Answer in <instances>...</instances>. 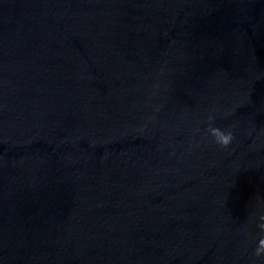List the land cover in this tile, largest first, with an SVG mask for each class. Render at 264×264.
<instances>
[{"label": "water", "instance_id": "obj_1", "mask_svg": "<svg viewBox=\"0 0 264 264\" xmlns=\"http://www.w3.org/2000/svg\"><path fill=\"white\" fill-rule=\"evenodd\" d=\"M261 215L264 0H0V264H264Z\"/></svg>", "mask_w": 264, "mask_h": 264}, {"label": "clouds", "instance_id": "obj_2", "mask_svg": "<svg viewBox=\"0 0 264 264\" xmlns=\"http://www.w3.org/2000/svg\"><path fill=\"white\" fill-rule=\"evenodd\" d=\"M211 119L212 117H209V120ZM209 132L211 136L215 138L216 143L223 147H227L234 138L232 132H225L217 127H210ZM259 218L261 221H264V215H261ZM257 226L261 229V231H264V222L259 223ZM255 254L257 256L264 255V238L259 240Z\"/></svg>", "mask_w": 264, "mask_h": 264}]
</instances>
